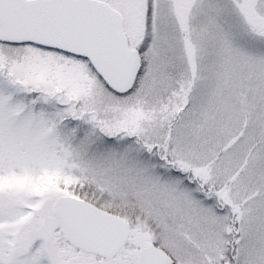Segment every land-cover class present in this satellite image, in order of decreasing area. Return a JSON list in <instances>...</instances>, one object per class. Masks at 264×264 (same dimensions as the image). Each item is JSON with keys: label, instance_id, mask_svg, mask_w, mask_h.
I'll return each instance as SVG.
<instances>
[{"label": "snow or ice", "instance_id": "6c2138e0", "mask_svg": "<svg viewBox=\"0 0 264 264\" xmlns=\"http://www.w3.org/2000/svg\"><path fill=\"white\" fill-rule=\"evenodd\" d=\"M0 264H264V0H0Z\"/></svg>", "mask_w": 264, "mask_h": 264}]
</instances>
